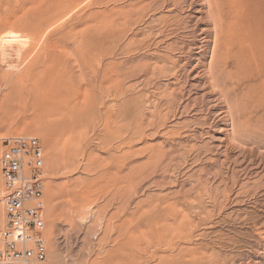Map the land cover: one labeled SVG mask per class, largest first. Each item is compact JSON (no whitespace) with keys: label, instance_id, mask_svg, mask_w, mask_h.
<instances>
[{"label":"rangeland","instance_id":"obj_1","mask_svg":"<svg viewBox=\"0 0 264 264\" xmlns=\"http://www.w3.org/2000/svg\"><path fill=\"white\" fill-rule=\"evenodd\" d=\"M59 1L0 0V33L37 44L0 51V157L12 136L46 156L28 264H264V0ZM52 48L69 114L9 78L35 85Z\"/></svg>","mask_w":264,"mask_h":264},{"label":"built area","instance_id":"obj_2","mask_svg":"<svg viewBox=\"0 0 264 264\" xmlns=\"http://www.w3.org/2000/svg\"><path fill=\"white\" fill-rule=\"evenodd\" d=\"M0 159L4 181L5 222L0 229V264L44 262L46 232V156L37 137L2 140Z\"/></svg>","mask_w":264,"mask_h":264},{"label":"bare ground","instance_id":"obj_3","mask_svg":"<svg viewBox=\"0 0 264 264\" xmlns=\"http://www.w3.org/2000/svg\"><path fill=\"white\" fill-rule=\"evenodd\" d=\"M74 1V0H73ZM68 2H72L71 0H60L59 2H57L58 4V7L60 8V7H63V6H65L66 5V3L68 4ZM77 2V1H76ZM74 3V2H73ZM50 4V3H49ZM76 4V3H75ZM80 4V3H79ZM79 4H78V6H79ZM41 5V4H40ZM68 5H71V4H68ZM67 5V6H68ZM56 6V5H55ZM75 6V5H74ZM77 6V5H76ZM75 6V7H76ZM51 7V6H50ZM49 7V8H50ZM71 7V6H70ZM73 7V6H72ZM63 8H65V7H63ZM62 8V9H63ZM69 8V7H68ZM39 10L41 9L40 7L38 8ZM74 9V8H73ZM49 10V9H48ZM61 10V9H60ZM70 11V10H69ZM49 12V11H48ZM47 12V13H48ZM55 12V11H54ZM60 12V11H59ZM44 13H46V11L44 12ZM61 13V12H60ZM65 13H66V11H65ZM43 15V14H42ZM47 15V14H46ZM56 15V14H55ZM54 15V16H55ZM58 15V14H57ZM57 15L55 16L56 18H57ZM67 15V14H66ZM37 16V15H36ZM51 16H53V15H51ZM51 16H50V18H51ZM61 16H62V14H61ZM41 17H43V16H41ZM55 17H53V18H55ZM63 18V17H62ZM43 19V18H42ZM52 19V18H51ZM58 19H60L59 17H58ZM54 20V19H53ZM60 20H62V19H60ZM47 21V20H46ZM45 22V21H44ZM54 22H58V21H54ZM53 22V23H54ZM49 23H51V25H53V23L52 22H49ZM55 23V24H56ZM54 24V25H55ZM58 24V23H57ZM54 27V26H53ZM6 29V28H5ZM10 30H12V31H5L4 30V32H3V30H1L2 32L0 33V51H1V53H2V55L4 56V57H6L7 55H9L10 53H15L16 55H19V57H22V56H29L33 51L35 52V50L37 49H35V45H37V44H35L34 42H32V41H30L27 37H24V35L22 36L20 33H18V32H16V30L14 31L13 29H10ZM33 30H34V26H33ZM26 34V33H25ZM32 38V37H31ZM36 40V36H34V39H33V41H35ZM32 42V43H31ZM38 43V42H37ZM40 43V42H39ZM57 44V43H56ZM47 46V45H46ZM38 47V46H37ZM52 47V45L50 46V48ZM242 47V46H241ZM243 48V47H242ZM250 48V47H249ZM46 49V48H45ZM57 49V48H56ZM55 49V51H57ZM253 49V48H252ZM42 50V49H41ZM48 50V49H47ZM46 50V51H47ZM51 50V49H50ZM251 53V52H250ZM34 54V53H33ZM56 53L54 52V49L52 48V50L51 51H49L48 53H47V55H46V52H45V55H46V64H47V68H46V70L44 71V73H43V75L41 76V77H39L40 78V80H36V82H34L35 83V85L32 87H27L26 88V85H24L25 83V79L27 78V80L29 79V77H26L25 78V75H20L19 73L20 72H18V74L20 75V76H12V78L11 77H9L10 79H14V84H13V86L15 85H17V87H16V89H17V91L18 92H20V94H19V102L20 103H26L27 105H36L37 103H42V102H44V101H46V100H50V99H52V101L56 104V105H59L60 107L59 108H61L62 109V111H64L65 109L64 108H68L69 106L68 105H70V102H71V100H69L70 98L68 97L67 98V96H69V91L66 89V87L67 86H64L63 85V82H64V77L63 76H61V75H59L57 72H55V70H53V72H55V73H57V74H52L51 73V70H50V68H52V67H54V69H55V66L54 65H57L56 63L58 62V61H60V59L59 58H57L56 59V55H55ZM58 54V53H57ZM1 55V54H0ZM40 55H41V53H39V57H40ZM18 57V58H19ZM38 57V56H37ZM27 58V57H26ZM25 58V59H26ZM29 58V57H28ZM40 58H42V57H40ZM44 58V57H43ZM1 59V58H0ZM21 59V58H20ZM24 59V58H23ZM30 59V58H29ZM59 59V60H58ZM37 60V59H36ZM40 60V59H39ZM43 60V59H42ZM34 61V60H33ZM35 62V61H34ZM36 62H39V61H36ZM43 62H44V60H43ZM38 64V63H37ZM43 64V63H42ZM45 64V63H44ZM59 64V63H58ZM12 67V66H11ZM15 67V66H14ZM11 69V68H10ZM14 69V68H13ZM44 69H45V67H44ZM15 70V69H14ZM50 70V71H49ZM20 71V70H19ZM16 72V71H15ZM34 72V71H33ZM260 72V71H259ZM22 73V72H21ZM23 73H27V71L26 72H23ZM30 74H31V76H33L32 75V73L30 72ZM29 74V75H30ZM36 75H37V73H35ZM39 74V73H38ZM42 73H40L39 74V76L41 75ZM63 74H65V73H63ZM10 76H11V74H10ZM31 76H30V78H31ZM37 77V76H36ZM8 78V79H9ZM34 78V77H33ZM16 79V80H15ZM32 79V78H31ZM67 79V78H66ZM34 80V79H33ZM68 81V80H67ZM65 84H66V82H64ZM13 86L12 87H10V88H13ZM18 87H21V90H19L18 89ZM11 91V90H10ZM16 91V92H17ZM18 92H17V94L15 93L14 95H18ZM24 93H27L28 94V98H29V101H24L25 100V97H24ZM8 94H9V92H8ZM11 95V94H10ZM10 95H9V97H8V95H5L6 97V100L5 101H7V100H9L10 99ZM13 96V95H12ZM15 97H17V96H15ZM15 97H13V98H15ZM4 98V97H3ZM3 100V99H2ZM3 103V102H2ZM3 105H4V103H3ZM85 105V104H84ZM5 108H6V111H8L7 110V106L5 105ZM75 108H77V106L75 107ZM79 108V107H78ZM54 109V108H53ZM71 109V108H70ZM82 109V108H81ZM2 110V109H1ZM12 110V109H11ZM76 110H79V109H76ZM74 108L71 110V116H73V118H75L76 116L78 117L79 115H77V111H76ZM84 110V109H83ZM5 110H4V113L6 112ZM68 112H69V109L67 110ZM80 112V114H81V111H79ZM79 112H78V114H79ZM10 113V112H9ZM64 112H62V114H63ZM65 113H67L66 112V110H65ZM84 113V112H83ZM67 114H69V113H67ZM8 113L5 115V118L7 117L8 118ZM76 115V116H75ZM64 116V115H63ZM80 116H82V115H80ZM79 116V117H80ZM10 117H11V115H10ZM78 117V118H79ZM68 118L70 119V117L68 116ZM78 118H77V120H78ZM9 120V119H8ZM74 120H76V119H74ZM74 120H70V121H74ZM76 120V121H77ZM35 123V122H34ZM74 123V122H73ZM31 124H33L32 122H31ZM71 125H73V124H71ZM71 127H74V126H71ZM72 129V128H71ZM28 137H34V136H28ZM3 144V143H2ZM3 152V151H2ZM1 156H2V154H1ZM0 159H1V157H0ZM1 169V168H0ZM1 171V170H0ZM3 178V177H2ZM3 183H4V181H3ZM3 196H4V186H3ZM3 196H2V200H3ZM2 202V201H1ZM3 204V203H2ZM91 215V214H90ZM99 217V216H98ZM96 217L97 218V220H100L99 218H101V217ZM95 219V218H94ZM87 220V219H86ZM96 220V221H97ZM53 231H52V234L49 236V238H50V243H52V245H55V242H54V237H53ZM48 238V239H49ZM53 247V246H52ZM55 247V246H54ZM53 247V248H54ZM153 249V248H152ZM54 250V249H53ZM133 256V255H132ZM158 256V255H157ZM31 262H34V261H31ZM36 262V261H35ZM22 263H29V262H22ZM14 264H20V263H14Z\"/></svg>","mask_w":264,"mask_h":264}]
</instances>
